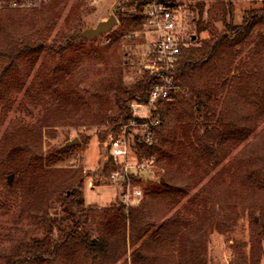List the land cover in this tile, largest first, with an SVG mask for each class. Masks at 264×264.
Listing matches in <instances>:
<instances>
[{"label": "trees", "instance_id": "obj_1", "mask_svg": "<svg viewBox=\"0 0 264 264\" xmlns=\"http://www.w3.org/2000/svg\"><path fill=\"white\" fill-rule=\"evenodd\" d=\"M150 1L123 0L119 26L107 34L117 40L140 31ZM163 1L177 6V0ZM260 2L244 11L240 22H234L232 0H214L207 18L205 2L197 4L198 19H192L196 32L174 70L181 90L172 102L159 103L161 123L153 140L136 134L132 142L137 158L154 159L163 174L145 186L141 205L120 200L106 208L85 204L87 173L82 167L55 168L60 159L53 156L45 164V128L105 125L99 136L104 140L133 119L132 104L146 103L157 79L143 73L127 85L122 70L112 69L93 93L92 111L62 59L66 51L91 42L80 37L95 26L79 12L81 4L70 9L62 25L68 0H48L40 9L0 10V124L22 93L16 107L28 117L12 119L0 138V174L5 175L4 197L19 198L14 215L32 216L36 226L3 251L4 264H129V245L135 247L131 264H208L209 231H234L241 218L239 204L251 216L252 241L249 252L246 244L235 247L237 260L261 263L264 127L258 130L264 125V0ZM205 32L208 37L201 39ZM110 93L114 102L108 106L103 100ZM244 143L210 179L214 201L210 181L190 197ZM73 147L64 145L60 151ZM7 174H15L14 183ZM133 181L140 183L141 177ZM2 200L0 193L5 208ZM161 221L166 222L155 229Z\"/></svg>", "mask_w": 264, "mask_h": 264}, {"label": "rangeland", "instance_id": "obj_2", "mask_svg": "<svg viewBox=\"0 0 264 264\" xmlns=\"http://www.w3.org/2000/svg\"><path fill=\"white\" fill-rule=\"evenodd\" d=\"M235 6L234 22H240L241 16L244 11L261 6V0H232ZM205 2V11L207 18V11L210 8H213L214 0H177L175 4L176 7L181 13L182 24L188 34H195V24L193 23V18L198 19L199 8L197 4ZM123 3V0H68L66 8L61 12V17L59 19V25H62L65 17L70 13V9L78 7L79 12L85 13L88 16L89 20L97 24L100 20L107 19L110 15L115 14L119 10L120 5ZM74 10V9H72ZM118 25V24H117ZM219 30H222V23L217 24ZM119 26V25H118ZM116 28V27H115ZM114 28V29H115ZM30 28L26 27L24 32H28ZM113 29V30H114ZM112 30V31H113ZM111 31V32H112ZM138 32V31H137ZM208 37V33L200 35L201 39ZM115 35L104 34L98 38L91 40V42L80 44L78 51L68 50L63 55L62 59L65 60V67L72 70V74L75 77V80L78 82V89L82 92L84 98L88 101L89 106L92 111L95 107V98L93 93L95 90H99V82L107 75L112 69H121L124 74L125 83L132 84L140 77L143 73H140L141 64L143 63V52L147 46L146 38L141 34H134V32L119 37L117 40H114ZM116 39V38H115ZM100 52V54H98ZM102 53V54H101ZM104 58V61L101 59ZM72 61V62H71ZM40 62L38 63L36 69L38 68ZM33 78V75L29 79L27 85ZM23 93L17 98V104H19ZM105 105H113L114 96L109 94L108 98L104 96ZM14 107V110L10 112L6 120L0 124V138L4 134L7 125L19 117L26 116V112L23 109ZM85 107H81L83 112ZM259 128L258 132L261 130ZM105 125H85V126H61L56 128H45L46 133L43 139V157L45 164L49 163L50 156L58 157L60 161L56 164L55 168H67V169H77L82 167L84 172L87 173L84 181V194H85V204L90 207L106 208L111 207L112 205H117L116 203L122 200L124 202V195L127 193V186L121 183H116L110 181L109 176L113 170L121 169L127 164L136 165L146 161L145 159L139 160L136 155V151L133 147L134 136L129 135L128 141L130 144V149L128 150L127 159L119 160L114 162L111 155H109L108 147V134L104 140L100 139V135L103 134L106 130ZM135 134H139L142 137V132L138 131ZM69 136L70 140L74 138L83 139L84 144L81 140V144L74 146L68 151H60L62 146L67 142L66 137ZM251 138L250 140H252ZM249 140V141H250ZM242 144L238 150L224 163L217 168V170L212 173L208 178L200 184L199 187L195 188L190 195L192 197L196 192L201 190V188L209 183L213 185V180L211 181L213 175L220 170L224 165H226L244 146ZM109 163L108 166H105V163ZM140 177L141 182L135 183L132 178L130 182L131 192L135 188L142 190L143 195L140 202L135 201V197L131 195L134 205H141L144 199L146 198L145 186L148 183L157 182L160 176L163 174L162 170H159L158 167H149L144 170ZM14 176L12 183L15 180V174H7L6 178ZM5 175L0 174V193L3 196V203L5 208L0 207V264H4L3 251L10 247L14 242L15 237L24 236L25 234L31 233L36 226L34 218L29 217L25 214H15V211L20 210L19 198L9 197L5 198L6 193V183L4 181ZM210 196L213 197L214 201V185L211 188ZM208 195V196H209ZM189 199V197L187 198ZM136 202V203H135ZM1 206V205H0ZM242 205H238V214L240 220L234 231L226 234H221L215 230L209 231L208 236V247H209V259L208 264H241L237 260V254L235 252V247L238 245L246 244V251H250V243L252 241L251 233V216L248 212L241 211ZM11 209L10 212H8ZM166 222V221H164ZM157 224V227H160L162 223ZM41 234V231L38 232ZM135 247L128 246V255L126 259L128 263L131 264L132 254ZM264 249V243H263ZM260 264H264V255Z\"/></svg>", "mask_w": 264, "mask_h": 264}, {"label": "built area", "instance_id": "obj_3", "mask_svg": "<svg viewBox=\"0 0 264 264\" xmlns=\"http://www.w3.org/2000/svg\"><path fill=\"white\" fill-rule=\"evenodd\" d=\"M48 0H0V10H26L40 9ZM143 28L134 34H141L146 38L147 46L143 52V63L140 73L154 76L157 83L153 86L148 101L140 104L134 102L133 119L123 125L116 134L110 133L108 137L109 155L114 162L127 159L130 144L129 135H136L135 132H142L146 141L153 140L154 128L159 126L160 111L159 103L172 102L175 95L181 90L176 84L174 70L177 67L180 55L185 48H189L192 41L190 34L186 33L182 24L181 13L176 6H171L163 0H152L145 6ZM143 163L129 165L113 170L109 176L110 181L121 183L127 186V193L124 195V203H131V195L138 203L143 192L135 188L131 192L130 182L132 178L140 176L144 170L155 166L154 159H145ZM135 202V203H136Z\"/></svg>", "mask_w": 264, "mask_h": 264}, {"label": "water", "instance_id": "obj_4", "mask_svg": "<svg viewBox=\"0 0 264 264\" xmlns=\"http://www.w3.org/2000/svg\"><path fill=\"white\" fill-rule=\"evenodd\" d=\"M118 17L115 14L110 15L107 19L100 20L95 26L91 27L90 29H87L83 31L80 35L82 39L87 40H94L98 38L101 35L107 34L111 32L115 27L118 25ZM196 36L192 37V40H195ZM66 144L65 147H72L76 146L78 144H81V140L79 138H74L73 140H70V137H66ZM13 175L9 177V182L12 183ZM162 182H164V179H161Z\"/></svg>", "mask_w": 264, "mask_h": 264}]
</instances>
